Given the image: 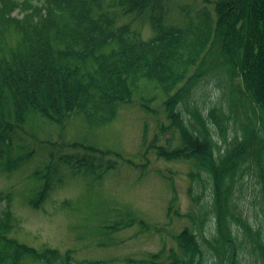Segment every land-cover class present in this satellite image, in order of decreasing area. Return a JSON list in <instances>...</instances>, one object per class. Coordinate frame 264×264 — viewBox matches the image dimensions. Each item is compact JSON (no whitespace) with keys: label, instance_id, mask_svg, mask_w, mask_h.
Masks as SVG:
<instances>
[{"label":"trees","instance_id":"trees-1","mask_svg":"<svg viewBox=\"0 0 264 264\" xmlns=\"http://www.w3.org/2000/svg\"><path fill=\"white\" fill-rule=\"evenodd\" d=\"M113 7L149 11L153 36L143 40L118 27ZM177 10L187 14L183 26L165 22L163 0H0V162L10 170L28 160L44 123L59 125L75 114L89 125L108 123L141 81L152 83L171 121L157 138L182 137L174 147L159 141L155 150L192 165L188 225L175 236L176 249L152 260L264 264V0ZM209 83L220 94L204 109L197 92L206 95ZM154 100L139 103L147 109ZM192 140L210 152L190 148ZM14 225L0 194V264H72L69 252L18 242Z\"/></svg>","mask_w":264,"mask_h":264},{"label":"rangeland","instance_id":"rangeland-1","mask_svg":"<svg viewBox=\"0 0 264 264\" xmlns=\"http://www.w3.org/2000/svg\"><path fill=\"white\" fill-rule=\"evenodd\" d=\"M218 1L224 0H163L168 12L164 20L183 26L187 14L180 15L178 6L192 13L203 5L213 10ZM111 10L118 27H128L143 40L153 36L149 11ZM15 40L10 33L9 44ZM207 86L206 95L197 92L204 109L220 94L212 83ZM137 92L106 124L89 125L78 114L59 125L42 124L36 131L40 142L28 160L10 170L0 162V194L8 198L15 218L11 237L36 250L69 252L72 264H158L154 255L176 249L175 236L188 225L184 215L191 205L192 165L157 154L155 143L167 140L174 147L182 137L166 133L157 138L160 126H171L161 90L141 81ZM152 97L147 109L140 106L141 98ZM172 120L182 125L177 117ZM198 146L191 141L190 148L210 152L207 145L203 150ZM62 159H71V164H62ZM36 171L41 179H35ZM46 183L49 188L44 189ZM22 264L38 263L27 259Z\"/></svg>","mask_w":264,"mask_h":264}]
</instances>
